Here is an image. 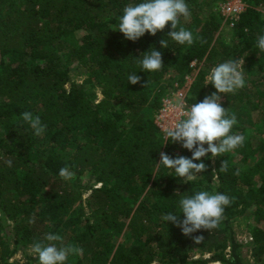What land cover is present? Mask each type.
Wrapping results in <instances>:
<instances>
[{"label":"trees","instance_id":"obj_1","mask_svg":"<svg viewBox=\"0 0 264 264\" xmlns=\"http://www.w3.org/2000/svg\"><path fill=\"white\" fill-rule=\"evenodd\" d=\"M220 1L185 0L191 22L181 17L179 26L199 39L181 45L168 37L170 22L135 42L118 31L124 7L143 0H0V264H20L11 262L19 251L26 264H39L27 252L36 242L51 243L44 240L48 233L60 235L64 246L83 249L75 264H247L234 222L251 215L254 264H264V140L253 148L246 136L245 101L255 93L247 96L243 87L220 94L229 117L238 121L232 133L245 136L234 157L224 153L214 162L209 153L202 158L207 171L192 181L159 164L160 152L192 156L155 124L163 100L175 90L170 74L182 85L197 62L189 105L217 91L206 78L228 60L244 62L249 73L264 78V51L257 47L264 35V0H242L247 9L229 39L218 35L223 18L211 10ZM152 48L162 52L164 65L144 72L139 61ZM74 72L85 75L82 84ZM130 74L141 83L131 84ZM25 111L46 125L42 135L22 119ZM237 157L244 167L234 162ZM224 160L226 172L220 170ZM64 167L75 174L72 180L60 177ZM85 174L93 185L85 184ZM197 191L223 193L232 202L218 227L186 236L162 217L180 215V199ZM125 231L134 242L115 244ZM198 236L204 237L200 243Z\"/></svg>","mask_w":264,"mask_h":264},{"label":"clouds","instance_id":"obj_2","mask_svg":"<svg viewBox=\"0 0 264 264\" xmlns=\"http://www.w3.org/2000/svg\"><path fill=\"white\" fill-rule=\"evenodd\" d=\"M191 15L190 8L185 0H143L142 3L124 7L120 17L119 30L126 39L133 42L143 37L146 33L155 36L158 31H163L166 25L171 23V31L168 37L181 45H192L198 37H194L190 30L180 25V18L187 20ZM178 29V30H177ZM203 42V41H201ZM162 48L168 47L166 39L160 41ZM257 47L264 51V35L257 38ZM144 72H154L162 69L164 63L162 52L152 48L143 54L139 61ZM244 64V62H243ZM128 81L136 85L142 78L137 74H130ZM211 83L217 90L199 102L191 105L185 115L186 119L175 122L165 129L166 136L182 147L191 151V158L186 156L171 157L165 152H160L159 164L174 169L176 176L184 178V181H192L199 173L207 171V165L202 158L211 153L213 158L231 152L244 143L245 137L232 133L233 126L238 123L233 114L229 117L228 109L221 104L220 94H235L245 86L242 63L238 60H228L220 63L210 70L206 78V84ZM148 85V84H147ZM145 85V87H147ZM182 108L183 105H180ZM22 119L34 130V134L40 136L46 130L39 116H33L25 111ZM207 145V147H205ZM194 161H200L196 163ZM221 171L228 170V161L221 163ZM236 174H239L237 170ZM59 175L64 180H72L74 173L68 167L61 168ZM229 196L219 192L197 191L192 196L180 199V215L168 213L162 217L166 222H172L181 228L186 236H191L198 230L210 231L219 226L223 219L225 208L231 204ZM34 223V218L30 220ZM203 236L195 237L196 243H200ZM44 242H36L32 251L37 255L39 264H65L69 255H82L83 249L74 245H63V238L58 234L48 233ZM60 242L58 247L56 243Z\"/></svg>","mask_w":264,"mask_h":264},{"label":"rangeland","instance_id":"obj_3","mask_svg":"<svg viewBox=\"0 0 264 264\" xmlns=\"http://www.w3.org/2000/svg\"><path fill=\"white\" fill-rule=\"evenodd\" d=\"M218 4L219 2L215 6H213L211 10L214 13L219 15L220 12L218 8ZM263 16H264V13H263ZM188 22H191V15L187 20H185V23H188ZM231 30L232 28L225 23L224 19H222V28L218 32V35L220 36L222 35L225 38L229 39L231 35L230 34ZM194 68H195V71L193 72V74L190 76H186L185 82L183 83L184 86L187 88L192 85L195 79V76L198 73L199 69H196L197 68L196 66ZM242 71L244 72V77L246 81L245 86L243 88V90L246 92V95L248 96L249 94L251 95L254 93L257 95V97L251 98L249 101H245L246 102L245 108L248 109L249 111V119H250V125L247 128L246 136L249 137L252 147L256 148L259 142H261V140H264V115L262 113V111L264 110V85L262 83V85L258 86V85H255V83L260 80L261 81L264 80V78L262 74L259 73L258 71H255L254 73H249L243 63H242ZM170 75L171 76L168 79V83L174 84V89H175L173 91L174 93L177 89V85H179V87L181 88L183 84L181 85L180 83L177 82L176 80L177 75L175 73H172ZM72 78L74 79V81L78 82L79 84H82L83 81L86 79L85 75H76L75 72L72 74ZM95 91L97 94V100H101L102 96L100 94V90L96 89ZM260 94L263 95L261 100L259 99ZM223 99L226 100V97L225 98L223 97L221 100ZM236 103L239 104L238 101H236ZM3 136H4V133L2 130H0V137H3ZM234 155L235 154L233 151L225 153V157L227 158H232L234 157ZM221 158H222L221 156L215 157L213 158V161L215 162L216 160H222ZM234 162L236 163L239 162L238 165L241 168L244 167L245 165L240 162V158L238 157L235 158ZM253 164H254V161L250 160L247 165L252 167ZM82 179L84 180L85 184L88 186L94 184V178H92L90 174H85ZM89 195L90 193H87L84 195V202H86ZM254 226H255V222L253 221L252 215L242 217L234 222V229L237 234V238L239 242L243 245L241 251H242L244 260L247 264H254L252 248L250 246V242H252V238H251L252 229ZM260 226L264 227V223H262ZM113 242L115 244H124L125 246H130L134 242V239L129 237L128 231H125L124 234L115 237L113 239ZM27 255L29 257L31 256L33 258H37V255L32 251V249H28ZM76 257H78V255H75V257L71 261L72 264H75ZM199 257H201V255H197L195 259ZM208 257L209 256L205 255V258H208ZM26 258L27 257L22 252L19 251L13 256L11 262L14 261V262H19L20 264H26L27 262ZM155 264H158V263H155Z\"/></svg>","mask_w":264,"mask_h":264},{"label":"built area","instance_id":"obj_4","mask_svg":"<svg viewBox=\"0 0 264 264\" xmlns=\"http://www.w3.org/2000/svg\"><path fill=\"white\" fill-rule=\"evenodd\" d=\"M218 8L225 23L233 28L241 15L246 11L247 6L242 0H222L219 2ZM261 11H264V6ZM196 65L197 62L194 61L191 66L194 68ZM190 88L191 86L187 88L184 84L181 88L177 85L176 91L163 100L162 107L155 116V124L165 137H167L165 132L167 127L172 126L175 122L186 119L185 113L191 107L187 102V94ZM180 105H183V107L181 108Z\"/></svg>","mask_w":264,"mask_h":264}]
</instances>
